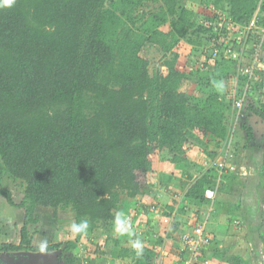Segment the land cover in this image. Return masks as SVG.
<instances>
[{
  "label": "trees",
  "instance_id": "16d2710c",
  "mask_svg": "<svg viewBox=\"0 0 264 264\" xmlns=\"http://www.w3.org/2000/svg\"><path fill=\"white\" fill-rule=\"evenodd\" d=\"M149 1L159 5L143 10ZM258 2L200 0L199 6L214 5L246 23ZM197 12L180 0H15L0 7V182L11 179L24 194L17 204L1 187L3 198L24 211V220L19 242L0 224V253L40 251L33 239L42 232L36 209L43 206L53 208L54 219L60 211L74 214L76 222L87 219V233L101 230L131 264H154L155 248L165 242L160 229L145 231L151 246L144 245L141 255L122 244L125 235H113L122 195H147L149 173L158 163L189 166L194 147L214 160L227 141L228 161L235 132L244 130L252 140L249 118L264 121V99L250 92L235 123V88L222 84L236 76L234 60L221 57L213 66L195 67L211 31L203 22L209 14L198 12L200 19ZM187 43L193 64L182 68L178 62ZM153 48L165 53L167 74L150 71ZM245 82L241 77L240 84ZM253 83L259 91L260 82ZM189 84L195 88H184ZM259 173L264 178V141ZM218 177L210 168L187 190L188 201L210 211L208 219L196 211L191 231L214 216L222 190ZM208 189L216 191L214 199L206 196ZM160 214L174 216L171 233L179 229L174 212ZM233 222L242 226L239 219ZM83 235L48 243L46 251L58 253L61 264H82L76 249ZM211 237V246L199 252L202 264H251L244 254L228 259L227 247L215 246ZM176 244L185 260L188 246L182 237Z\"/></svg>",
  "mask_w": 264,
  "mask_h": 264
},
{
  "label": "crops",
  "instance_id": "0c3cea01",
  "mask_svg": "<svg viewBox=\"0 0 264 264\" xmlns=\"http://www.w3.org/2000/svg\"><path fill=\"white\" fill-rule=\"evenodd\" d=\"M183 56L184 54L182 55V57ZM203 58H204V55L202 52L198 58L196 57L197 63L195 67L198 66V67L205 68L207 66L206 65L207 63L203 64ZM206 62L210 63L211 66H213L215 63L214 60H211L208 57L206 58ZM257 78L258 79H256V81H258V83L260 82L261 89L258 91L255 88V85H256L255 84L252 89V96H254L255 99L263 100L264 99V69L261 73H259V76ZM222 84L223 86L228 85V86L234 87L237 89V91H241L242 89V86L239 83V81H237L236 77L227 79ZM189 86L190 84L184 85V88L189 87ZM248 121H249L248 122L249 125L252 128V134H253L252 140L247 139V134L244 130L238 131V133L235 132L236 136L233 135L231 142H232V146L234 147V150H236L235 152L236 154L235 155L233 154L234 156L228 160V163H226L227 161H226V158L224 157V152H225L227 141H224L223 143L224 151L222 150L220 155L214 160L209 159L208 156L200 148L194 147L188 154V157H189L188 165L189 166H185V165L179 166L178 165L176 168L171 169L168 167L167 163L161 161V164H163L167 170L166 173L163 172L166 178L168 180L170 179L172 183L175 182L173 183V186H171L172 184L170 185L169 183L165 185V190L169 191L170 198L172 197L171 199L169 198L166 202H169L173 206L176 205V203L179 200L178 195H177L179 191L178 190L179 184L177 183L180 182L179 180L184 181V180H187L189 177L190 184L187 186V189L183 196L185 197L186 204L187 205L190 204V206L188 207L190 209H192V205L195 206V203H191V201H188L189 199L186 198L187 190L199 177H201L203 173L208 171L210 168L219 169L218 179L219 180L221 179L220 181L222 182V185H221L222 190L218 192L219 200L216 205L215 214L214 216L211 215V220L208 221V224L206 226L207 231L210 232V234L214 236L215 244H216L215 246L222 247L223 243L225 244L231 243L230 241H232L233 237H235V239L236 237H242L241 236L242 233H245V234L248 233V237L250 238L248 242L251 245H253L252 247L254 246L259 247V245L261 244L262 238H263L264 222H263V217H262L263 214H261L262 210H261L260 198L264 195V191L263 192L261 191L263 187L261 182L262 183L264 182V178L259 173V165H260L261 154H262V142L264 141V121L254 116L249 118ZM241 144L244 150L241 149V146H240ZM248 144L250 146H248ZM247 151H255V155L257 151L259 152V155L255 158L254 161H250L248 159L240 160L238 158L239 154L243 152L245 153ZM159 163L156 169L153 172L149 173L148 178H149L150 187L147 190V195L141 196V198H144V199L145 197H147V203H143L140 200L139 203H137L136 211L137 210L140 211V209H144L142 205L148 207L156 199V193H155L156 191H154L153 182H154V179L156 180V177L158 174L157 169H158V166L160 165ZM198 168L199 170H197ZM139 198L140 197H138L137 199ZM22 199L20 201L18 200L16 201L14 199V201L15 203L18 204L22 201ZM7 203L8 201L5 198H3V196H1L0 205L2 204V207L6 206V208H3V209L1 208L2 211L0 210V224H1L2 229L4 230V233H9L11 237H14L15 233L18 231L17 224L20 223L18 219H16L15 215L16 213H20L21 216H23V220H24V211L20 208L10 205L9 203L7 205ZM9 205L10 207H8ZM196 206L193 209L195 211L192 210L194 214L192 213L190 218H186L183 216H177L180 226H179V229L176 231L177 233L175 235L171 232L169 233H171L172 236L168 235L167 231L164 230L166 228L161 229V227L163 226L157 227L158 229H160V233L165 236V242H164L165 248L168 245H170L168 246L169 251H171L169 254L170 255L169 258L171 259V260L169 259L170 264H184V258L182 260L181 255H179V251L177 249L176 243L180 242L181 234L185 231L190 230L191 224L193 222H194L193 224L196 223L197 217H198L196 215L198 213V212L196 213L197 210H200L201 212H203L204 214L203 216H205L204 210L206 208H204V206H200L199 204H196ZM42 208H47V207L39 206L36 209V216L40 218L43 222L42 229L49 230L50 229L49 222L54 220L52 218L53 214H52V217H49V218L41 216V213L43 212ZM133 211L130 210L129 214L130 212L134 213ZM142 213L147 214L146 211H143ZM141 217H142V221H146L147 225L151 224L149 217H147L145 214H142ZM235 219H239L240 221L243 222L241 227L236 228V226L233 224L234 223L233 221ZM135 221L138 222L137 220ZM147 231H148V228H147ZM46 234H47L46 230L45 231L42 230L41 233L36 234L33 239V245L38 246L41 244L42 241H46V238H45ZM101 235L103 238L97 239V237H92L87 245H85L86 243L82 245L83 247L82 252H81L82 257L78 254L82 259L81 260L82 264H89L91 263V260L93 263L99 264L98 260L101 259L100 258L101 256L109 255L113 251L110 247L111 245L108 244L106 240V236L102 232H101ZM125 236L122 238V241L124 240L131 241L130 240L131 238L128 239L127 237L125 239ZM219 239L220 240L223 239L222 242L219 241ZM11 240L17 241L16 239H12V238ZM148 240H150V236L147 234L145 240H143L142 242L144 245L147 244L148 246H151L150 245L151 242H148ZM122 243H125V242H122ZM93 244H96L97 246L93 247L92 246ZM78 247H80V245H78ZM112 247L114 250H116L115 254H114V251L112 253L114 257L112 261L115 262V264H131L130 259H125V258L120 257L119 249L115 247L113 243H112ZM159 248L160 247H156L155 250L157 252V257L160 256L159 259H161V261L163 262L165 259V256H164V253H161ZM246 256L250 260L251 264L254 261L256 262L253 256H250L249 253H246ZM55 257L57 258V254L55 255ZM251 259H253V262L251 261Z\"/></svg>",
  "mask_w": 264,
  "mask_h": 264
},
{
  "label": "rangeland",
  "instance_id": "374dc122",
  "mask_svg": "<svg viewBox=\"0 0 264 264\" xmlns=\"http://www.w3.org/2000/svg\"><path fill=\"white\" fill-rule=\"evenodd\" d=\"M199 2H200V0H180V4L183 5L184 7L188 5L189 7H192L193 9L197 10L200 13H204V14L208 13V12H205V9H207L205 6H199ZM158 5L159 4L157 2L149 1L143 7V10L155 9ZM197 15L201 19L200 14L198 13ZM163 28L165 30H169V26L168 25L164 26ZM191 49H192V46L189 43H187V48L183 52V53L186 52V54H184V56L180 58V60L178 62L179 67H182V68H188V67L190 68V67H192L193 62L190 61V58H189L191 53H192ZM150 57H151L150 71L152 73H154L156 71H159L162 74H167L168 69H167V67L164 64V62L166 60L165 53L162 52L159 48H153V52H152ZM191 88L193 89L195 87L190 85L188 89L190 90ZM193 92H194V90L191 93H193ZM195 94H201V93L200 92H195ZM241 117H242L241 112H240L239 116H237V114H236V116H235V121L236 122L235 123H238L239 120L241 119ZM235 130H236V128H235ZM236 132L238 133V131H236ZM234 135L236 136V134H234ZM229 142L230 141H228V143ZM231 146H232V142H231ZM240 146L242 148V144ZM230 150L233 151V154H234V151H235L234 147H232ZM225 153H226V149H225L224 155H225ZM258 155H259V152H257V151H256V155H255V151H247L245 153L244 152L240 153L238 158L240 160L248 159L250 161H254L255 158ZM232 157H230L229 159H231ZM226 163H228V161ZM159 164L160 165L158 166V169H157L158 174H157L156 180L154 179V182H153L154 191H156L155 192L156 193V199L151 204V206L154 205V204H157V206H156L157 209L156 210H152L151 208L153 206L151 207L149 205L147 207V208H149V212H147V214L146 213H142V211H139V210L136 211L137 203H139L140 200L143 203H147V197H145V199L140 197L139 199L135 200L136 198L130 199L126 195H122L121 206L116 211V214L118 212H122L128 218H131L130 222L132 224V232H131V234L126 235L125 239L128 237V239L131 238L130 240L132 241V240H134L136 238H139V239H141L143 241L146 238V235L143 232L147 231V228L150 229L151 226H155L157 228V227H160V226L168 225L165 222L163 223L162 220H161V218L163 216H161L160 212L162 213L164 210H168V212L172 211V212L176 213V216H183V217H186V218H190L192 213L194 214L193 211H195V210H193V209L196 206V204H195V206L192 205V209L188 208L190 206V204L189 205L186 204L185 197L183 196L185 191H186V189H187V186L190 184L189 177H188L187 180H184V181L183 180H179L180 182L177 183V184H179V189H178L179 191H178V194H177L179 200L176 203V205L173 206L169 202H166L170 198V192L165 190V185H167V183H169L170 185L172 184L171 186H173V183H175V182L172 183L170 179L168 180L166 178V176L164 174V173L167 172L166 167L163 164H161V162ZM197 170H199V168ZM217 170H218V174H219V169H217ZM216 173H217V171H216ZM1 187L4 188L6 191L11 192L12 196H14V199L16 201L17 200L20 201L23 198V195H24L23 194V187L20 186L19 183H15L14 181H11V179H8V178L4 177V179L0 182V190H1ZM261 191L262 192L264 191L263 187H262ZM1 196H2V194L0 192V197ZM260 200H261V210H262L261 214H263L262 217L264 219V195L260 198ZM140 204H142V203H140ZM7 205H8V203H7ZM8 207H10V205ZM1 208L2 209L6 208V206L2 207V204H1L0 205V210H1ZM42 210H43V212L41 213V216L48 217V218L52 217L53 208L47 207V208H42ZM130 210H132V211L134 210L133 211L134 213L130 212V214H129ZM142 214H145L147 217H149V219L151 221L150 225L146 226L145 224H143V223H146V221H142V217H141ZM15 216H16V219H18V221L20 223L17 224L18 231L15 233V236L11 237V238L16 239L17 241H19L20 240L19 232H20V229H21V227L23 225V223H22L23 222V216H21L20 213H16ZM135 220H137L138 222H136ZM72 221H76L75 217H74V214H72L71 212H62V211H60L59 218L58 219H54L53 221L49 222L50 223V229L49 230L48 229H42L43 231L46 230V232H47V234H46L47 235V238H46L47 244L48 243L59 242V241L75 240L77 238V236H73L70 233V231H69V225H70V223ZM141 222H143V223H141ZM242 223L243 222L241 221V225H242ZM237 226H239V225H237ZM263 228H264V226H263ZM96 231L93 232V233H86V235H83L79 239L78 243H79L80 247H78L76 249L77 254H79L80 256L82 255V253H81L82 252V248H83L82 245H84L85 243H86L85 245L88 244V242L90 241L89 236L97 237V239L98 238L99 239L103 238L102 235H101V230L97 229ZM172 233L175 235L177 232L176 231H172ZM113 235L117 236V235H120V234H118V233H116L114 231ZM241 236L242 237H236V239H235V237H233L232 241H230L231 243H227V244L223 243L222 247L226 246L227 249H228L227 258L230 259V257L233 254H241V255L245 254L246 255V253H249V255L253 256V258L256 260V262L255 261L253 262V259H251V261L253 262L252 264H264V229H263V238H262V241H261V244L259 245V247L258 246L252 247L253 245H251L248 242V240L250 239L248 237V233L247 234L242 233ZM213 239H214V236H213ZM222 240L219 239V241H221V242H222ZM131 241H128V240L125 241L124 240L122 242H125L124 244L129 245V246L132 247ZM110 245H111L110 246L111 249L114 251V254H115L116 250L113 249L112 243H110ZM168 246H170V245H168ZM168 246L165 248V244H164L163 247L159 248L161 253H164V256H165L164 261L162 262L161 259H159L160 256L159 257L156 256L154 264H170V262H169V259H170L169 256L170 255L169 254H170L171 251H169V247ZM218 247H221V246H218ZM253 250H254V252H253ZM113 251L109 255L101 256L100 257L101 259L99 258L100 260H98L99 261L98 263L99 264H115V262L112 261L113 258H114L113 255H112ZM174 253H176V252H174ZM174 253H173V255H174ZM128 259H130V258H128ZM45 263H41V264H45ZM48 263L49 264H60V263H63V260L59 259L58 255H57V258L54 257L53 259L49 260ZM89 264H95V263H93L92 260H91V263H89ZM221 264H227V260L225 262L222 261Z\"/></svg>",
  "mask_w": 264,
  "mask_h": 264
},
{
  "label": "built area",
  "instance_id": "2783aa9c",
  "mask_svg": "<svg viewBox=\"0 0 264 264\" xmlns=\"http://www.w3.org/2000/svg\"><path fill=\"white\" fill-rule=\"evenodd\" d=\"M206 8L209 15L203 22L211 31L207 44L202 48L203 64L206 63L208 55L212 60L225 57L236 62L237 81L240 83L241 77L246 78V82L241 85V91L235 88L234 107L239 116L248 94L252 92L253 82L264 69V0H259L256 10L246 23L237 22L227 11L214 5ZM215 194L214 189L206 191V196L210 199H214ZM205 212L208 219L210 211ZM207 219L203 224L195 225L192 231L188 230L181 234L183 245L189 248L184 264L203 263L198 257L199 252L212 244V237L206 229ZM161 220L168 224L163 226L166 231L171 232L174 216L172 218L163 216Z\"/></svg>",
  "mask_w": 264,
  "mask_h": 264
},
{
  "label": "clouds",
  "instance_id": "9594fccd",
  "mask_svg": "<svg viewBox=\"0 0 264 264\" xmlns=\"http://www.w3.org/2000/svg\"><path fill=\"white\" fill-rule=\"evenodd\" d=\"M15 3V0H0V7H11ZM114 231L120 235H129L132 232V224L130 219L122 212H118L114 217ZM89 221L87 219H81L79 222L72 221L69 225V231L73 236L86 234L89 229ZM132 248L136 251L137 255L143 253L144 244L141 239L136 238L131 241ZM47 250V241H42L40 244V251Z\"/></svg>",
  "mask_w": 264,
  "mask_h": 264
},
{
  "label": "water",
  "instance_id": "95a60500",
  "mask_svg": "<svg viewBox=\"0 0 264 264\" xmlns=\"http://www.w3.org/2000/svg\"><path fill=\"white\" fill-rule=\"evenodd\" d=\"M247 104L248 103H246V106ZM55 255L56 253L48 251L41 252L21 250L0 253V258L3 259V264H6V262H12L11 264H41L46 262L49 264V260L53 259Z\"/></svg>",
  "mask_w": 264,
  "mask_h": 264
},
{
  "label": "flooded vegetation",
  "instance_id": "af4514ba",
  "mask_svg": "<svg viewBox=\"0 0 264 264\" xmlns=\"http://www.w3.org/2000/svg\"><path fill=\"white\" fill-rule=\"evenodd\" d=\"M6 264H11V263H9V262H6Z\"/></svg>",
  "mask_w": 264,
  "mask_h": 264
}]
</instances>
